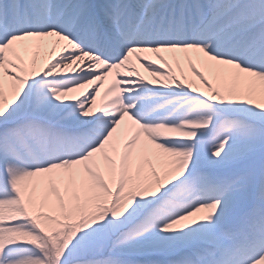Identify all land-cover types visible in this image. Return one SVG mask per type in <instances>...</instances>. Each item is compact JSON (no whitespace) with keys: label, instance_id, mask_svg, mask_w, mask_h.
Masks as SVG:
<instances>
[{"label":"snow or ice","instance_id":"obj_1","mask_svg":"<svg viewBox=\"0 0 264 264\" xmlns=\"http://www.w3.org/2000/svg\"><path fill=\"white\" fill-rule=\"evenodd\" d=\"M0 264H264V0H0Z\"/></svg>","mask_w":264,"mask_h":264}]
</instances>
